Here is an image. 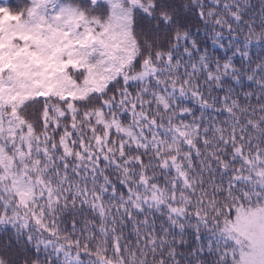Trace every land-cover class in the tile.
Segmentation results:
<instances>
[{"label": "trees", "instance_id": "obj_1", "mask_svg": "<svg viewBox=\"0 0 264 264\" xmlns=\"http://www.w3.org/2000/svg\"><path fill=\"white\" fill-rule=\"evenodd\" d=\"M97 3L0 7V81L15 86L0 83V200L14 202L50 239L91 253L83 264H196L195 242L179 238L170 216H220L221 224L242 225L244 238L254 235L246 218L264 206V75L250 81L244 65L240 79L186 57L171 47L185 30L161 29L142 65L152 74L129 87L139 51L132 8L145 0ZM37 97L42 111H18ZM205 237V253L211 238L234 264L235 242Z\"/></svg>", "mask_w": 264, "mask_h": 264}, {"label": "snow or ice", "instance_id": "obj_2", "mask_svg": "<svg viewBox=\"0 0 264 264\" xmlns=\"http://www.w3.org/2000/svg\"><path fill=\"white\" fill-rule=\"evenodd\" d=\"M83 3L96 6L93 5V0H83ZM145 4L146 6L134 5L132 15L136 16L137 26L147 30L148 39H152L161 29L169 34L176 33L178 29H184L182 35L178 34L174 37L176 49H180L186 57L198 56L206 64L211 60L209 67L223 68L226 73L231 71L240 79H244L245 77L236 69H242L245 63H252L246 61L245 56L255 55L258 59L264 52V34H260V30L264 29V19L257 24L256 18L243 16L240 13L241 0H189L187 5L184 0H145ZM0 7L11 9L19 6L17 0H0ZM220 13L225 14L224 20L219 19ZM261 16H264V9L261 10ZM153 21H156L154 27L152 26ZM245 31L248 32V36H244ZM209 40L211 41V56L208 52ZM230 53L236 55L229 59ZM171 59L175 61L177 57L173 55ZM139 63V60L135 61L137 66ZM247 70L249 69L245 71ZM250 70L252 71L251 68ZM255 74L264 75V65L255 67ZM216 79L220 78L216 77ZM247 79L255 81V75L250 78L247 76ZM0 83L13 84V81L8 79ZM234 83H239V80ZM128 86L131 87L130 84ZM13 87H15L14 84ZM36 102H44V99L37 97L26 100L18 111L23 112ZM4 108L5 111H11L10 105L6 104ZM63 211L65 215H72L70 209ZM228 215L231 216V213ZM209 216H203L201 223L212 225L208 231L216 236L217 240L223 239L227 242L234 237L235 233L227 221L221 224L220 216H215L212 220H209ZM197 219H200V216ZM176 221H182V218L170 216L168 223L173 229L177 228ZM71 227L73 230L76 229L75 220ZM238 227L243 226L238 225ZM196 233L194 242L204 241V236L199 234L198 226ZM5 240L8 241L7 244ZM206 246L207 253L203 250L205 243L193 250V254L201 259L202 264H206L208 258L213 255L216 257L214 264H228V253H221L219 244L214 249L213 241L209 238ZM25 251L36 260L43 255L45 264H83L82 255H91V253L81 254L78 247L76 249L66 248L57 239H50L29 215L21 213L14 202L5 203L0 200V264H5L8 257H14L12 264H19V259L25 256ZM92 264H102V262L93 258ZM211 264H213L212 260ZM234 264H264V235L254 237L252 255L249 259L245 260L242 252L241 260Z\"/></svg>", "mask_w": 264, "mask_h": 264}, {"label": "clouds", "instance_id": "obj_3", "mask_svg": "<svg viewBox=\"0 0 264 264\" xmlns=\"http://www.w3.org/2000/svg\"><path fill=\"white\" fill-rule=\"evenodd\" d=\"M189 0H184L185 5H187ZM97 8L100 7L99 3L96 5ZM264 9V0H241V7H240V13L245 17H254L259 19H264V16H261V10ZM251 14V15H250ZM132 31L133 35L136 36V42L137 47L139 49L136 60H139V65L137 66L135 64V61L132 64V68L134 69L133 76H130V80H134L135 72L140 71V67L143 65V62L145 58L150 56L152 52V40L147 38V30L137 26L136 24V16L134 14L133 16V24H132ZM260 34H264V29L260 30ZM244 36H248V32H244ZM157 41H159V38H156ZM172 48H176V44L173 43L171 45ZM147 48V51L145 50ZM171 50V49H170ZM209 55H212V49L211 47L208 48ZM244 54V53H241ZM233 55H236L235 53L229 54V59ZM246 61H250L252 63H245V66L247 68L252 69V75L255 74V67L264 65V52H262L257 59L255 55L248 57L245 56ZM237 71H239V68H237ZM252 75H248L250 78ZM235 78V77H234ZM44 102H36L33 103L30 107L34 108L37 112L42 111V109L39 107ZM209 220H212L213 217L210 215ZM203 219V215L200 216V219L193 218L191 215L188 216L187 219H185L183 222L176 221L177 228L179 230V238L183 240L186 244H191L194 241L195 236L197 235L196 229L197 226L199 227V234L203 235L205 237V234L208 232V229L212 227L211 224L205 225L204 223H201V220ZM206 238V237H205ZM8 241L5 240V244H7ZM203 241H196L195 244H193V249H197V245L202 244ZM194 255V254H193ZM195 256V255H194ZM14 257H8L6 259L5 264H12ZM19 264H45L44 256L42 255L39 260L33 259L30 255H28L25 251V256H22L19 259ZM86 264V262H85ZM196 264H202V261L200 258H197ZM206 264H211V258H208Z\"/></svg>", "mask_w": 264, "mask_h": 264}, {"label": "rangeland", "instance_id": "obj_4", "mask_svg": "<svg viewBox=\"0 0 264 264\" xmlns=\"http://www.w3.org/2000/svg\"><path fill=\"white\" fill-rule=\"evenodd\" d=\"M48 1H50V0H42L43 3H47ZM44 26L47 29H51L47 22L44 23ZM67 28L71 31V30L75 29V26L70 25ZM89 41H90L89 36L84 34L82 42L88 43ZM133 73L127 75V78H126L127 84L139 83V82L144 81L145 79H147L152 74V69L148 68L145 65L141 66L140 71L135 72L134 80H130L129 77L133 76ZM103 104L105 106H107L108 108L113 106L111 102H103ZM69 108L73 112L75 109V105H70ZM84 138H85V135L83 134L82 131H80V140H83L81 144L82 145L86 144V146L84 147V149L86 151H92V149H91L92 142H91L90 138H87L86 140ZM99 142H100V138L98 136H96L95 142L93 143V145L97 146ZM248 180H252L250 176L247 178V182H248ZM263 185L264 184L261 183V186H263ZM256 210H257V212H254V214H252V215L248 214V217L246 218V221L248 223V228L246 227V230L248 229L247 232H249V234H252V232L254 234V235H249V238H247V237L244 238L242 233H246V231H245V229H239L237 223L236 224H234V223L230 224L232 230L234 229L233 231L235 233V236L232 239H230L231 241L235 242V244L232 245V251L238 255L235 258V262H238L241 260V253L242 252L244 254L245 260H247L251 257L253 244H254V237H255L256 232H257V236L264 235V212L262 213V210H264V206L260 209L257 208Z\"/></svg>", "mask_w": 264, "mask_h": 264}]
</instances>
